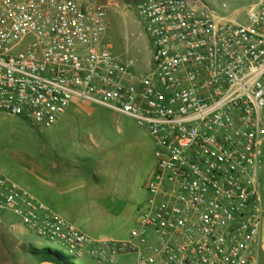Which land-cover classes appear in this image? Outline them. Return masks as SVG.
Listing matches in <instances>:
<instances>
[{
	"label": "built area",
	"instance_id": "2783aa9c",
	"mask_svg": "<svg viewBox=\"0 0 264 264\" xmlns=\"http://www.w3.org/2000/svg\"><path fill=\"white\" fill-rule=\"evenodd\" d=\"M112 3L0 0V112L43 130L75 99L150 133L156 166L126 239L92 238L0 172L5 214L70 256L113 264H259L264 208V0L243 20L204 0H144L124 55L104 42ZM148 40L137 71L129 43Z\"/></svg>",
	"mask_w": 264,
	"mask_h": 264
},
{
	"label": "rangeland",
	"instance_id": "374dc122",
	"mask_svg": "<svg viewBox=\"0 0 264 264\" xmlns=\"http://www.w3.org/2000/svg\"><path fill=\"white\" fill-rule=\"evenodd\" d=\"M97 1L116 3L109 8L111 24L104 42L113 54L124 55L127 34L143 33L134 8L144 0ZM204 1L218 11L225 4L227 17L243 20L244 9L254 0ZM148 48L145 37L129 43L130 55L137 59V71L141 73L149 68ZM261 115L264 117V109ZM94 117L96 123L89 125L88 131L100 144V149L95 155L90 152L85 155L83 173L88 185L93 184L100 197L93 203L89 199L81 202L74 215L79 222L72 223L92 238L122 240L128 237L147 201L145 184L156 166L154 141L145 127L128 116L96 109ZM48 130H41L24 118L0 112V172L44 203ZM261 153L259 182L264 206V138ZM79 193L85 194L86 190L70 191L66 199L74 201ZM4 218L5 223L0 225V264H39L42 261L64 264V257L70 258L72 264H97L88 257L70 256L63 244L38 237L27 230L21 236L19 224L17 229H10V224L19 223L18 218L6 214ZM42 248H49L61 256L45 257L39 252ZM113 264H136L135 256L121 255ZM259 264H264L261 246Z\"/></svg>",
	"mask_w": 264,
	"mask_h": 264
},
{
	"label": "crops",
	"instance_id": "0c3cea01",
	"mask_svg": "<svg viewBox=\"0 0 264 264\" xmlns=\"http://www.w3.org/2000/svg\"><path fill=\"white\" fill-rule=\"evenodd\" d=\"M96 109L108 110L75 99L71 102L60 120L49 128L47 166L44 172L46 178L45 203L36 197L52 211L68 221L71 220L69 222L76 224L79 222V219L74 217L77 212V206L84 200L89 199L93 203L100 197L96 193L95 186L93 184L92 186L88 185L83 173L85 155L88 152L95 155L100 149V144L88 131V126L96 123V118L94 117ZM154 170L155 167L152 173ZM80 190H86V193H79L74 201L66 199V195L70 191L80 192ZM17 227V225L10 224V229H17ZM18 230L21 235L26 229L20 226ZM25 241L30 243L28 240ZM260 246L264 249V216Z\"/></svg>",
	"mask_w": 264,
	"mask_h": 264
},
{
	"label": "trees",
	"instance_id": "16d2710c",
	"mask_svg": "<svg viewBox=\"0 0 264 264\" xmlns=\"http://www.w3.org/2000/svg\"><path fill=\"white\" fill-rule=\"evenodd\" d=\"M39 252H42L45 255V257H50V256H54V255L55 256H61L59 253H57V252H55L49 248H42ZM64 259L66 261L64 264H72V262L70 261V258L64 257ZM42 262H44V261H42Z\"/></svg>",
	"mask_w": 264,
	"mask_h": 264
},
{
	"label": "water",
	"instance_id": "95a60500",
	"mask_svg": "<svg viewBox=\"0 0 264 264\" xmlns=\"http://www.w3.org/2000/svg\"><path fill=\"white\" fill-rule=\"evenodd\" d=\"M39 264H51V263H47V262H41V263H39Z\"/></svg>",
	"mask_w": 264,
	"mask_h": 264
}]
</instances>
